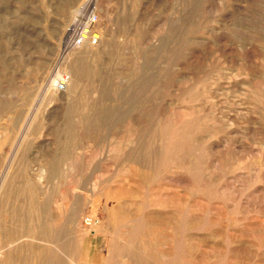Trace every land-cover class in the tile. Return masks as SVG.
<instances>
[{
  "label": "rangeland",
  "instance_id": "rangeland-1",
  "mask_svg": "<svg viewBox=\"0 0 264 264\" xmlns=\"http://www.w3.org/2000/svg\"><path fill=\"white\" fill-rule=\"evenodd\" d=\"M89 1L0 0V264H264V0Z\"/></svg>",
  "mask_w": 264,
  "mask_h": 264
},
{
  "label": "built area",
  "instance_id": "built-area-1",
  "mask_svg": "<svg viewBox=\"0 0 264 264\" xmlns=\"http://www.w3.org/2000/svg\"><path fill=\"white\" fill-rule=\"evenodd\" d=\"M98 23V7L96 2L91 0L84 4L74 21L69 25L63 43L64 52L69 53L85 45L97 46L102 39ZM67 80V76L61 75L56 81V88L59 91L65 90Z\"/></svg>",
  "mask_w": 264,
  "mask_h": 264
},
{
  "label": "bare ground",
  "instance_id": "bare-ground-1",
  "mask_svg": "<svg viewBox=\"0 0 264 264\" xmlns=\"http://www.w3.org/2000/svg\"><path fill=\"white\" fill-rule=\"evenodd\" d=\"M80 7H81V6H80ZM81 8H82V7H81ZM81 8H77V10L75 9V10L73 11V14L76 12V14H75V16H76V15L78 14V12L81 10ZM85 46H90V45H85ZM82 47H84V46H82ZM82 47H80V48H82ZM80 48H79V49H80ZM91 48H93V47H89V48H87V51H85V52H86V53H88V52H89V53L92 52V51H91ZM83 49H84V48H83ZM88 49H90V50H88ZM82 51H83V50H82ZM70 52H71V51H70ZM70 52H69V53H70ZM78 52H79V51H77V52H73V53H72L73 55L70 56V59L72 60V57L74 56V54H76V53H78ZM69 53H67L66 55H68ZM65 57H66V56H65ZM44 93H45V91H44ZM47 95H48V94H47ZM52 97H53V96H52ZM4 169H5V167H4ZM5 180H6V179H5ZM3 181H4V180H3ZM3 181H2V183H3ZM3 184H4V183H3ZM3 186H4V185H3ZM1 188L4 189V187H2V186H1ZM0 195H1V194H0ZM0 200H1V199H0ZM2 215H3V214H2ZM3 216H5V215H3ZM1 217H2V216H1ZM5 219H6V217H5ZM7 222H8V220H7ZM8 223H9V222H8ZM8 223H7V224H8ZM10 224H11V223H10ZM12 224H13V223H12ZM3 228H4V227H3ZM1 229H2V228H1ZM8 229H9V228H8ZM10 230H11V229H10ZM1 232H3V230H1ZM4 232H5V231H4ZM0 235H2V234H0ZM164 248H166V247H164Z\"/></svg>",
  "mask_w": 264,
  "mask_h": 264
}]
</instances>
